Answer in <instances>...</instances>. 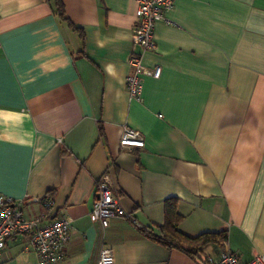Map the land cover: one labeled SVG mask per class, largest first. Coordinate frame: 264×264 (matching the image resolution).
Instances as JSON below:
<instances>
[{"label":"crops","instance_id":"0c3cea01","mask_svg":"<svg viewBox=\"0 0 264 264\" xmlns=\"http://www.w3.org/2000/svg\"><path fill=\"white\" fill-rule=\"evenodd\" d=\"M0 0V194L28 218H68L58 264H202L150 237L179 200L180 229L227 231L243 262L264 257V0H175L143 52L140 99L126 86L136 0ZM125 128L144 147H123ZM109 176L128 218L93 216ZM224 248L210 245L206 258ZM0 264H40L27 236Z\"/></svg>","mask_w":264,"mask_h":264},{"label":"built area","instance_id":"2783aa9c","mask_svg":"<svg viewBox=\"0 0 264 264\" xmlns=\"http://www.w3.org/2000/svg\"><path fill=\"white\" fill-rule=\"evenodd\" d=\"M136 1L134 41L140 50L133 52L130 58L132 72L126 78V86L133 99H140L144 90L143 77L159 78L162 74L160 67L151 69L143 65V52L155 48V27L173 10L175 0ZM121 145L123 147H144L145 140L138 130L125 128ZM92 213L104 227L110 225L113 217L128 218L136 222L134 216L121 206L119 197L113 193L107 175L98 183V198ZM44 219L45 216L28 218L13 198L0 194V256L8 240L21 235L29 237L40 257V264H58L64 256L63 247L70 238L71 221L68 218H60L44 223ZM208 260L211 264H264V257L261 255L256 256L250 262H243L240 256L227 246L219 258L210 257ZM99 264H116L112 249L108 247L102 249Z\"/></svg>","mask_w":264,"mask_h":264},{"label":"trees","instance_id":"16d2710c","mask_svg":"<svg viewBox=\"0 0 264 264\" xmlns=\"http://www.w3.org/2000/svg\"><path fill=\"white\" fill-rule=\"evenodd\" d=\"M55 11L62 21L67 22L84 37L83 30L69 21L62 0H55ZM184 218L179 211V200L177 198L167 200L165 205V223L159 227L160 233L151 234L150 237L170 248L183 251L186 255L199 260L202 264H211L208 258L203 256L204 249L210 245H220L225 248L229 239L228 232H205L193 237L180 229V224Z\"/></svg>","mask_w":264,"mask_h":264}]
</instances>
